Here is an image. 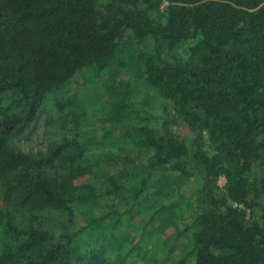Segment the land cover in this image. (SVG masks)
Returning <instances> with one entry per match:
<instances>
[{"label":"trees","instance_id":"obj_1","mask_svg":"<svg viewBox=\"0 0 264 264\" xmlns=\"http://www.w3.org/2000/svg\"><path fill=\"white\" fill-rule=\"evenodd\" d=\"M80 76L108 82L70 92ZM53 95L77 126L100 122L42 154L15 149ZM192 163L187 226L173 213L175 237L119 247L129 216L178 204L160 202L164 173ZM0 192L16 208L0 209V264H264V0H0ZM99 204L58 234L25 216Z\"/></svg>","mask_w":264,"mask_h":264},{"label":"rangeland","instance_id":"obj_2","mask_svg":"<svg viewBox=\"0 0 264 264\" xmlns=\"http://www.w3.org/2000/svg\"><path fill=\"white\" fill-rule=\"evenodd\" d=\"M183 50L184 48L178 50V52ZM124 75H126L124 72L121 73L120 77L118 76V79H124L125 77H128ZM112 77L114 79L116 78V76ZM97 81V78H89L87 82H83L82 77L80 76L79 80H77V82L74 84L75 89L73 88L70 92L74 93L78 91V94L80 95L85 91H89L91 94V91H102V88L100 87L107 83L108 79L107 77H100L99 82ZM95 87L98 88L95 89ZM55 101L54 95L51 96L49 100H46V105L40 118L32 123V125L23 135L14 140L13 146L15 149L24 151L31 155L42 154L47 151L50 143L54 141H61L63 138L72 139L77 137L78 134V137L82 138L86 129L92 127L94 124H97V122H100L98 121L99 119L96 118V112L95 114L91 112L93 115L90 116V121L88 123H84L83 121H87L88 119L83 117L80 119V121L83 122L82 125L77 126L72 120L70 109H60ZM103 115L104 114L102 113L100 114L101 117H103ZM171 129L180 135L188 134V130L182 125L173 126ZM189 170L192 176H182L179 175V173L173 172L171 170L164 173L170 181L171 186L169 190L171 192L168 194L165 192L158 194V197H160V202H166L170 199L169 201H173L172 203L178 202V204L176 203V205H173L172 208L167 210L162 209L150 221V214L145 212L139 213L136 216H129L128 222L125 223V230L127 234H131L134 238L124 240L123 242L125 243L118 242L119 247L123 246V248H127L126 246H128V244L134 245L136 243L134 248L138 250L142 243L148 241L149 235H153V238H150V245H154L153 247L163 243V240L166 238V236L169 238L173 236L175 237L178 231L175 229L174 225H172V222H174L173 213H182L178 222L179 229H183L187 226V224L192 220V217L198 212L197 203L195 200L197 198L196 192L199 189L201 181L199 176L200 171L195 168L194 163H192V167L190 165ZM162 172H155L157 179L160 180L162 177H164ZM226 181L227 180L225 176L219 178L218 185L221 188V192H224ZM149 196L150 194L147 195V197ZM145 198L146 196L141 198L139 202H144L146 200ZM13 204L14 203L7 202L0 192V209L16 211V208ZM100 205L101 204L96 205L93 211H90L88 208L85 209L83 206H81L74 212L76 215L75 217H70L66 212H60L51 209L37 211L36 213H30L27 211L25 216L31 221L32 224L44 228L51 233L58 234L63 231L64 227H72L74 229L81 228V226H83V224L88 221V218L91 216V214L95 213L99 215L102 212L103 208ZM21 212L22 211H19V214H21ZM247 215L249 217V210H247ZM162 228L167 231L164 232L161 230ZM142 231L145 233V236L143 237ZM187 240V236L180 238V242L184 246H186ZM177 252L180 253V250H177ZM131 260H137L135 252L132 253Z\"/></svg>","mask_w":264,"mask_h":264}]
</instances>
